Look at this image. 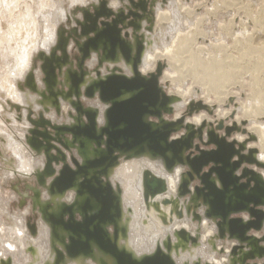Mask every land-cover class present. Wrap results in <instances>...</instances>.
Returning <instances> with one entry per match:
<instances>
[{
	"label": "water",
	"instance_id": "95a60500",
	"mask_svg": "<svg viewBox=\"0 0 264 264\" xmlns=\"http://www.w3.org/2000/svg\"><path fill=\"white\" fill-rule=\"evenodd\" d=\"M109 1L71 7L56 43L49 52L35 54L19 83L21 90L37 95L42 109L36 113L31 105L25 107L30 127L24 138L33 155L44 160L33 171L34 183L25 182L21 203L32 204V213L48 226L52 264H190L176 257L201 245L200 230H171L183 220L199 229L203 219L216 227L209 241L213 247L216 239L232 243L228 264H264V176L250 167L264 169V161L256 148H247L257 137L228 140L247 130L222 120L189 122L201 112L214 114V107L200 100L191 99L173 118L181 99L168 94L169 83L161 82L166 63L157 62L152 72L140 70L146 48L143 22L153 31L157 0H119L117 9ZM92 58L96 65L91 70L86 61ZM84 99H97L103 110ZM63 103L69 106L67 122L45 116L51 109L63 115ZM15 108L22 120L21 106ZM136 158L156 161L170 174L182 170L173 194L165 177L143 169L146 216L153 212L167 232L153 252L142 255L124 243L130 208L124 207L121 186L111 180L121 162ZM28 225L36 234V224ZM224 247L221 254L227 253Z\"/></svg>",
	"mask_w": 264,
	"mask_h": 264
},
{
	"label": "bare ground",
	"instance_id": "6f19581e",
	"mask_svg": "<svg viewBox=\"0 0 264 264\" xmlns=\"http://www.w3.org/2000/svg\"><path fill=\"white\" fill-rule=\"evenodd\" d=\"M67 1H69V10L63 6ZM93 1L97 2L98 0H43L39 3L37 9H35L33 4L35 2H32V0H0V155L4 164L7 163L9 165L3 167L4 178L6 176L16 179V181H23L22 183L30 182L33 184L35 181L33 171L36 167L42 166L44 162L43 158L33 155L24 138L27 128L30 127L26 119L27 108L25 107L31 105L36 113H39L42 109L40 104L37 103V95L21 90L19 83L24 81L26 74L31 69L35 54L39 50L49 52L50 48L56 43L59 26L62 23L64 26L68 24L66 23V17L70 8L75 5L84 6ZM183 1L188 2L189 0ZM236 1L223 0L222 2L235 8L238 4H236ZM178 3L179 0H171L165 8V4L163 5L161 0H157L154 6L155 18L156 21L160 19L162 25L157 29L156 23L153 33L144 27L147 25L146 21L143 22L142 32L146 38V48L142 65L140 66L141 72H152L155 70L157 62H164L166 60L164 63L173 71L171 72L165 68L161 82L163 84L165 82L169 83L167 88L168 94H175L181 99V103L176 105L177 111L173 118L180 116L183 111L182 107L191 99L203 101L209 107H214V114L208 115L205 112H201L198 115L187 118L189 122L198 125L203 119L209 120V118H214V122H209L215 124L222 120L225 122V125L230 121L231 124L236 123L238 126L245 128L247 133L235 132V139L233 140L243 142L250 135L256 136L257 140L248 142L247 148H256L258 150V158L264 161V107H257L260 106V102L257 101L260 99L242 101L240 99L241 93L236 89L239 87L236 77L238 69L258 72L264 67V59L262 57L264 55V42L262 44L259 43V45L253 42L246 44L237 42V45L246 49L242 53L244 56L241 57L242 59H239L240 61L236 58H209V54L207 55V53L206 57L201 56V54L199 55L197 52H194L191 46L198 40L199 35L206 36L208 32L206 33L204 30L199 29L196 26V22L193 23L190 20L191 18H188L190 15L186 16L185 21L182 22L181 16L183 17V15L180 13L181 6ZM109 6L117 9L121 6V2L119 0H110ZM22 7L26 9L24 16H22ZM50 7L51 9L53 7L56 8L54 13L52 10H49ZM241 7L238 6L237 8L240 9ZM48 14H50V17ZM80 16L79 14L78 17ZM42 18L44 26L40 24V22L42 23L40 21ZM50 18L55 20L53 24ZM254 18L260 27L259 31H264V16L262 18L261 16H254ZM183 23H186L188 26L190 25V31L186 30L187 32H183L182 28L185 25ZM42 29L44 30V34H42ZM222 30H226L228 36L232 35L229 32L230 25H225ZM168 35L171 36L170 41ZM202 38L206 39L205 37ZM200 45L204 46L203 44ZM70 54H73L71 50ZM253 55H256L257 58H252L253 60H251V56ZM181 56L184 58L182 59L185 68L188 70L183 75V78L189 75L193 76L197 84L193 82L189 85L184 84V86L171 80L170 77L177 74L175 66L178 65L174 61H178V58H181ZM169 62L173 66L175 65L174 68L169 65ZM86 65L92 70L96 65V59L87 60ZM109 66L113 67L115 65L110 64ZM118 66L125 72H129L125 65L118 64ZM102 72H106L105 67L102 69ZM36 78L40 82L41 74L38 71L36 72ZM254 80L255 88L264 87V82L259 79V76H255ZM181 82L182 79H180L179 83ZM231 85L236 90L229 92L228 87ZM173 87H175V90ZM255 96L264 99V91H257ZM84 102L85 104L99 107L101 110L104 108L103 105L99 104L97 99H84ZM15 105L21 106L22 120L17 118L18 112ZM254 107H257L256 110L263 108V112L249 114L248 111ZM68 110V104L63 103V115L57 116L55 110L51 109V111L45 113V116L54 122H67L69 120L66 116ZM219 133L223 134V131L221 130ZM250 167L259 171L264 176V169L255 166ZM144 168H148L153 173L165 177L169 182V187L173 194L177 190L182 172L181 168H177L175 173L170 174L164 170L160 163L148 158L123 161L113 172L111 180L113 184L117 183L121 186L124 207L126 210L130 208L129 228L133 234H129L128 239L124 243L137 255L153 252L158 242L162 243V240H165L167 232L159 219L153 216V212H150V215L146 216L141 189ZM14 185H17L16 187L19 190V193L12 192L15 196L14 199L21 201V193H24L22 192L23 189L18 184ZM1 187L0 184V192ZM68 200H71V198L69 197ZM12 210L13 213H10L9 210L4 211L0 203V264H52L55 259V252L51 249L48 226L37 215L34 218L37 230L36 234H32L29 228V215L34 214L32 213V204H27L21 209L18 208L16 212H14L13 208ZM2 211L9 216L2 217ZM137 219H140L142 223L140 224V221H137ZM134 220L137 221L135 226L132 222ZM196 227L197 223L183 220L176 223L171 230L183 228L192 234L200 230L201 245L182 251L176 257L177 262L183 263L184 261H188L190 264H194V261L201 260L203 263L228 264L227 255L232 243L230 242L225 245L223 241L218 242V239H216L217 243L213 247L209 241L215 236L216 227L206 219L202 220L199 229H196ZM135 230L138 232H135ZM256 236L260 237L261 235L257 233ZM222 246H225L224 248L227 253H220ZM8 250H11L13 254H8ZM65 264L95 263L92 260H74L68 261Z\"/></svg>",
	"mask_w": 264,
	"mask_h": 264
},
{
	"label": "rangeland",
	"instance_id": "374dc122",
	"mask_svg": "<svg viewBox=\"0 0 264 264\" xmlns=\"http://www.w3.org/2000/svg\"><path fill=\"white\" fill-rule=\"evenodd\" d=\"M41 1L43 0H32V2H35L33 3L35 9H37ZM169 1L164 2L165 8L168 6ZM222 1L223 0H189L188 2L186 1L184 2L183 0H179L178 5L181 6L180 13L183 15V17L181 16V20L182 22H184L186 16L188 17V15H190V17L188 18H191L190 20L193 23L196 22V26H198L199 29L204 30L206 33L208 32L206 36L202 34L199 35L198 40L195 41L194 44H192L191 48L194 52H197L199 55L201 54V56H205V57L207 53V55L209 54V58H213V57H217L219 59L236 58L238 61H240L239 59H242L241 57L244 56L242 55V53L246 49H243L241 48L240 45H237V42H241L244 44L253 42L256 45L257 44L259 45V43L262 44L264 42V31L262 32L259 31L260 27L257 25L256 20L254 18V16H261V18L262 16H264V0H237L238 2L236 1V4L237 3L238 4L236 6L237 7L242 6L240 9H238L237 7L234 8L232 6H229L228 4H224ZM68 2L69 1L65 2L63 6L64 8H67L69 10ZM51 7L49 10L50 11L52 10V12L54 13L56 8L53 7L51 9ZM22 10H23L22 16H24L26 13V9L22 7ZM48 16L50 17V14H48ZM50 19L52 20L51 23L53 24L55 20L52 18ZM40 21H42V23L40 22V24L44 26L43 18L40 19ZM156 23H157V29H159L160 25H162L160 19L156 21L155 18L153 23V31H151L152 33L154 32ZM183 24H185L183 25L182 28L183 32L184 31L187 32L186 30L190 31V25L188 26L186 25V23ZM225 25H230L229 32L232 34L231 36H228L226 34V30H222L224 29ZM51 30H53V28H51ZM42 34H44L43 29H42ZM202 37H205L206 39ZM168 38L170 41L171 36L168 35ZM237 38H239V40H237ZM200 44H203L204 46ZM262 57L264 59V55H262ZM166 58L169 59L168 57ZM182 58L183 57L181 56V58H178L179 59L178 61H174V63L178 65V66L174 65L176 67L175 71L177 72V74L172 75L170 77L171 80L180 85L182 84L189 85L190 83L193 82L194 84H197L193 76L189 75L183 78L184 77L183 75L185 74V72H188V70L187 68H185V64L183 62L184 58L183 59ZM252 58L256 59L257 56L253 55L251 56V60H253ZM244 59H248V58H244ZM169 65H171V67L174 68L171 62H169ZM166 68L169 71H171L167 64H166ZM255 76H259V79L262 82H264V67L262 68V70L258 72L248 71V70L244 71L242 69H238V74L236 77L238 82L237 85L239 87L236 89H238L239 93H241L240 99L242 101L243 100L255 101L257 99H260L257 100L260 102V106L257 107H264V99L262 97L260 98L255 96L257 91H264V87H260L259 89L254 87ZM180 79H182L181 83H179ZM228 88H229V92L232 90H236L235 88L232 87V85L229 86ZM170 89H171V83H170ZM173 89L175 90V87H173ZM257 107H254L252 110H249L248 111L249 114L250 113L255 114L256 112H263L262 110L263 108L261 110L258 109L256 110ZM5 165L9 166L7 163L4 164V162L2 161V157L0 155V184L2 186L0 192V203L4 211L9 210L10 213H13L12 208L14 209V212H16L18 208L21 209L27 205V204H22L21 201L15 200L14 199L15 196L13 195L14 193H12V192L19 193V191L16 190L17 185L14 184H18L19 187L23 189L25 182L22 183L23 181H18V180L16 181V179H12L6 176L4 178L3 167H5ZM4 211H2V217L9 216L8 214H5ZM32 215L31 214L29 215L30 217L29 222L31 223L35 221L34 219L35 215L34 214ZM137 221H140V224L142 223L140 219H137ZM137 221L136 220L132 221L134 226L135 224H137ZM135 232L138 231L135 230ZM129 234H133L132 231H130ZM7 252L10 255L13 254L11 250H8Z\"/></svg>",
	"mask_w": 264,
	"mask_h": 264
},
{
	"label": "crops",
	"instance_id": "0c3cea01",
	"mask_svg": "<svg viewBox=\"0 0 264 264\" xmlns=\"http://www.w3.org/2000/svg\"><path fill=\"white\" fill-rule=\"evenodd\" d=\"M244 119V118H243ZM214 120V118H209V121H213ZM66 122V121H65ZM214 122V121H213ZM231 124V121L230 122H227L226 123V125H230ZM233 139H235V136H234V133H233V136L232 137H230L229 138V140H233ZM255 236L257 235V233H259V232H252ZM262 233H260V235H261ZM259 236V235H258Z\"/></svg>",
	"mask_w": 264,
	"mask_h": 264
}]
</instances>
